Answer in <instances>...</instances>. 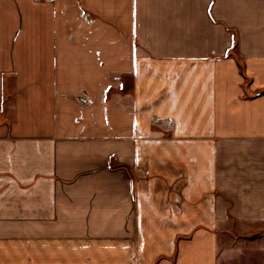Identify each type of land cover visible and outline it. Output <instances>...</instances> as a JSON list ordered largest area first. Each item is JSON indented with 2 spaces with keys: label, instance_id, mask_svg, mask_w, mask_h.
<instances>
[{
  "label": "crops",
  "instance_id": "crops-1",
  "mask_svg": "<svg viewBox=\"0 0 264 264\" xmlns=\"http://www.w3.org/2000/svg\"><path fill=\"white\" fill-rule=\"evenodd\" d=\"M0 239L264 264V0H0Z\"/></svg>",
  "mask_w": 264,
  "mask_h": 264
},
{
  "label": "rangeland",
  "instance_id": "rangeland-1",
  "mask_svg": "<svg viewBox=\"0 0 264 264\" xmlns=\"http://www.w3.org/2000/svg\"><path fill=\"white\" fill-rule=\"evenodd\" d=\"M1 241H2V240L0 239V243H1ZM5 242H6V240H5Z\"/></svg>",
  "mask_w": 264,
  "mask_h": 264
}]
</instances>
